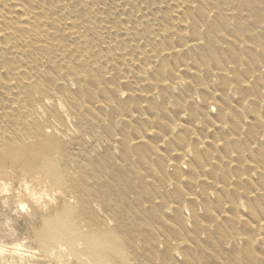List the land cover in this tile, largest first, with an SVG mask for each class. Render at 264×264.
<instances>
[{
  "label": "rangeland",
  "instance_id": "1",
  "mask_svg": "<svg viewBox=\"0 0 264 264\" xmlns=\"http://www.w3.org/2000/svg\"><path fill=\"white\" fill-rule=\"evenodd\" d=\"M52 166L116 264H264V0H0V176Z\"/></svg>",
  "mask_w": 264,
  "mask_h": 264
},
{
  "label": "bare ground",
  "instance_id": "2",
  "mask_svg": "<svg viewBox=\"0 0 264 264\" xmlns=\"http://www.w3.org/2000/svg\"><path fill=\"white\" fill-rule=\"evenodd\" d=\"M16 8V10H13V14L18 16L20 9H18V7ZM10 14H12V12ZM25 23H28L27 19L21 21L22 25H25ZM29 24L30 22L27 25ZM50 128L55 129L57 127L52 123ZM45 157H47L48 160H45ZM20 160L24 163H28L27 157ZM42 162H52L50 157L45 152H41L39 157V163ZM40 167L43 168V166ZM56 177H58L57 170L54 166H52L50 170H47V176L45 179L43 177H37L36 182L43 188L59 191L54 188V185L51 182V180ZM57 182L60 183L59 181ZM67 207L74 206L69 203ZM73 209H63L61 211L51 210L47 214L39 217V227H33L32 230L35 240L41 245V255L46 258L45 261L55 264H68L66 258L61 261L62 254L60 252L61 249H67L74 255V259L71 264H89V261L91 264H116L117 257H121L122 252H124L121 247L122 241L120 234H111L107 231L109 229H106V232L108 233L106 236L99 235L93 230V228L87 225H85V228H89V231L81 233L76 221V211ZM50 224L55 227H46ZM81 242L85 245L84 249L80 248ZM53 252L56 253V258L49 261L47 257H49V255ZM81 257H87V259H82Z\"/></svg>",
  "mask_w": 264,
  "mask_h": 264
},
{
  "label": "clouds",
  "instance_id": "3",
  "mask_svg": "<svg viewBox=\"0 0 264 264\" xmlns=\"http://www.w3.org/2000/svg\"><path fill=\"white\" fill-rule=\"evenodd\" d=\"M203 43V40L200 41ZM215 111V109H213ZM48 134H51V129L46 130ZM45 160H48L45 157ZM15 195L18 199L16 202V207L14 210V215H30L32 212L29 202L36 204L38 207L47 213L49 208L55 206L58 199L65 197L62 191H51L47 189L36 190L34 185L29 180H24L20 184L14 185L10 180L0 176V204L7 206L8 198ZM21 197H26L23 199ZM69 203L75 207H79L78 201L75 197L69 200ZM55 227L54 225H47L46 227ZM3 227L9 231H15L12 226V221L6 219L3 223ZM27 241L15 242V243H4L0 242V264H43L46 259L41 255V250L39 248L25 247ZM85 245L83 242L80 244V248L84 249ZM61 261L65 258L68 264H71L74 259L73 253L69 252L67 249H61ZM56 258V253L53 252L47 257L50 261ZM82 259H87V257H81ZM131 259V258H129ZM89 264L91 262L89 261Z\"/></svg>",
  "mask_w": 264,
  "mask_h": 264
}]
</instances>
